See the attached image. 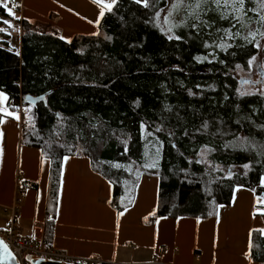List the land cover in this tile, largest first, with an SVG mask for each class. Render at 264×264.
Listing matches in <instances>:
<instances>
[{
  "label": "trees",
  "instance_id": "16d2710c",
  "mask_svg": "<svg viewBox=\"0 0 264 264\" xmlns=\"http://www.w3.org/2000/svg\"><path fill=\"white\" fill-rule=\"evenodd\" d=\"M148 3L118 0L95 36L76 35L68 43L56 25L22 19L19 55L8 42L0 43V91L10 109L16 111L26 96L45 95L36 104L24 103L23 109L31 106L34 126L23 114L21 143L50 161L47 249L53 247L65 155L88 158L92 170L111 181L109 205L117 213L133 206L144 178H158V206L145 225L161 217H215L219 207L231 204L238 185L264 195V155L251 147L264 146V95H241L234 75L256 50L237 37L226 52L215 49L213 59L203 42L212 44L222 35L214 28H229L228 21L217 19L214 28L202 31L182 29L180 40H170L153 21L167 0ZM0 17L11 19L2 7ZM257 27L251 23L241 36ZM205 55L208 60L195 59ZM244 138L248 151L239 146ZM205 145L214 151L200 155ZM152 162L156 167H144ZM27 188L38 185L25 182L20 191ZM251 255L253 263H264V235L258 231Z\"/></svg>",
  "mask_w": 264,
  "mask_h": 264
},
{
  "label": "crops",
  "instance_id": "0c3cea01",
  "mask_svg": "<svg viewBox=\"0 0 264 264\" xmlns=\"http://www.w3.org/2000/svg\"><path fill=\"white\" fill-rule=\"evenodd\" d=\"M24 2V7H19V20L52 23L68 43L76 35H97L109 11L105 10L104 16L99 17L100 6L93 0ZM5 106L11 110L8 100ZM4 120L0 124L3 133L0 138L3 149L0 155V230H6L12 220L11 209L16 202L19 180L22 186L25 182L37 183L39 190L43 187L47 191L43 207L39 201L31 204L25 200L14 220L19 236L32 239L34 223L46 221L50 161L39 149L21 143L23 121L7 116ZM80 170H83L82 180ZM100 177L87 158L76 156L63 160L52 249L78 258H95L104 264H264L253 263L245 256L250 240L252 244L254 231L250 237V230L264 229V213L256 211L253 215L254 210L259 209L256 190L245 187L237 190L236 187L231 204L219 207L212 218L161 217L154 225H145L143 219L158 206L159 179L153 182L156 191L152 188L150 197L142 199L146 204L143 211L135 209L138 193L140 195L144 189L142 181L133 206L115 214L117 212L109 205L113 186Z\"/></svg>",
  "mask_w": 264,
  "mask_h": 264
},
{
  "label": "snow or ice",
  "instance_id": "6c2138e0",
  "mask_svg": "<svg viewBox=\"0 0 264 264\" xmlns=\"http://www.w3.org/2000/svg\"><path fill=\"white\" fill-rule=\"evenodd\" d=\"M94 3L98 4L100 6V12L99 17H103L105 14V10H111L113 4H115V0H111L110 3H107L106 0H93ZM137 4H143L144 7H149L148 0H136ZM246 3H252L255 4V7L247 8ZM0 7L5 9L7 15L13 19H18V17L15 16V13L13 11V5L12 7H9V4L4 2L0 3ZM181 7H183L186 10L187 17L191 18L194 22L191 24L188 23V20L186 19L183 21V26L185 27H191L192 29H196L197 31H202L204 28H214L215 21L214 20H205L202 18V14H206L207 12H215L218 14L219 20L222 21H228L230 24L229 28H223V27H215L214 31L216 33H222V35L217 36L216 40H213L212 44H209L207 41L203 42V47L205 49L212 48L213 52L209 53V55L212 56L213 59H215L214 50L219 49L221 51H227L229 48L232 47V44L229 43V41H235L237 37H240L245 41L246 44L252 45L254 50H256L257 54H264V0H191V2L185 4L184 0H173L171 8L168 10V14L165 16V23L170 24V26L165 29L161 27V31L165 32L166 35H168V39H176L180 40L182 37L175 35V34H168L172 32V29L174 27H179L180 25L171 24L169 18L173 15V12L178 11ZM163 9H160L156 12V17L159 18L160 12H162ZM249 12L256 13L255 18L252 16H249ZM233 21L235 23H233ZM256 23L258 27L256 29H249L247 31V35L241 36V30L248 28V26L251 23ZM97 25L99 24V18L95 22ZM237 25L240 27L237 28ZM15 27V25L12 23L11 19H2L0 18V33H4L5 35H11L9 29ZM235 29V31H233ZM95 34V33H94ZM208 35L211 37L212 33H208ZM61 39H65V37H61ZM217 40L219 42H217ZM70 42V41H69ZM19 55V53H17ZM196 60H208V55H205L203 57L197 56L195 57ZM257 61V55H251L250 58L247 60V65L251 67L254 62ZM211 62V61H209ZM223 63V61H221ZM262 68H264V65H261ZM237 68H240V65H237ZM245 83H257V81H245ZM237 91H240L239 89ZM244 93L241 92V95ZM261 95H264V91L260 92ZM8 100L7 94L0 91V113H3V116H0V124H3L5 122L4 117H12L19 121L20 116L18 112L9 110L8 107L5 106V102ZM31 103V101H29ZM27 111V110H26ZM29 126H34L32 124V118L29 117ZM143 127V125H142ZM204 127L207 128V123L204 124ZM160 129H157L159 131ZM3 133L0 131V138H2ZM241 139V138H237ZM249 142L246 138H244L241 143L240 147L248 151L249 148L245 147L246 144ZM126 144V142H125ZM230 145H225V147H229ZM252 148H260L261 150L257 153L258 155H264V146L251 144ZM214 151V149L209 148L207 145L204 146V150L200 153V155H204V151ZM3 149L0 147V155H2ZM159 154V149H157V155ZM64 161H67L69 157L65 155L63 157ZM114 167H121V165H113ZM145 168L148 167H156V163L152 162L150 164H145ZM244 169H249L250 165L248 163H245L242 165ZM131 171V168L128 169ZM137 173L139 174V171L137 169ZM228 177L230 178L233 173L229 171L227 173ZM111 183V181H109ZM260 185L264 186V176L260 178ZM241 186H237V190ZM251 191L255 192V189H251ZM256 202L260 204H264V195L258 196L256 198ZM256 211H260L264 213V209H255L253 212V215H255ZM211 214V213H210ZM252 231H258L262 235H264V229H252L249 232V236L251 237ZM251 240L249 241V251L245 253V256L251 261L253 259L251 255ZM0 259H15L13 254L10 252L9 247L6 243H4L2 240H0ZM30 259V258H25Z\"/></svg>",
  "mask_w": 264,
  "mask_h": 264
},
{
  "label": "rangeland",
  "instance_id": "374dc122",
  "mask_svg": "<svg viewBox=\"0 0 264 264\" xmlns=\"http://www.w3.org/2000/svg\"><path fill=\"white\" fill-rule=\"evenodd\" d=\"M134 1H136V0H134ZM4 2L8 3L9 7H12L13 5H15V7H13V11L15 13V16L18 17V19L11 18L12 23L15 25V27H13L14 31L11 32V37H6L2 33H0V43L8 42L11 45L12 49L16 53H20V50H21V42H20V35H19L20 30H18L20 26L18 25L17 21L20 19L19 7H21V8L24 7L25 2H24V0H0V3H4ZM189 2H191V0H184L185 4H187ZM172 3H173V0H167L166 5L162 8H160V9H163V11L160 12L159 18L156 17V15H155L156 13L154 14V18H153L154 25L166 37H168V35H166L165 32L161 31L160 29H161V27L167 29L170 26V24L165 23L164 18L168 14V10H169V8H171ZM160 9H158L157 11H159ZM202 18L205 20H214L215 24H216L217 19H219L218 14L215 12H211V11L207 12L206 14H202ZM186 19L188 20L189 24L194 22L191 18L187 17L186 10L183 7H181L178 11L173 12V15L169 18V20H170L171 24H176V25H180V26L174 27L172 29V32L168 33V34L178 35L182 29L196 30V29H192L191 27L183 26L182 22L185 21ZM263 43H264V41H263ZM261 65H264V57L262 54H258L257 55V61L254 62L251 67H249L247 65L245 67H240V68H237L235 70L234 75L237 78V80L238 81L242 80V82L239 84L240 92H243L244 94H247V95H252V94H260L261 91H264V76L261 77V72L264 74V68H262ZM245 81H257V83H255V84L245 83ZM30 110H31V106H29V105L25 106L23 109V111H24L23 113L27 115L26 116L27 123H29L28 118L30 117V113H29ZM80 157L86 158V157H82V156H80ZM87 160H88V158H87ZM80 169H83V167H81ZM79 174H81L80 179L82 180L83 170H80ZM61 178H62V172H61ZM20 181L21 180H19L18 191H17L16 197H15V199L17 201L18 210L20 211L21 206L25 202V200H28V202H30L31 204H34V202L39 201L40 206L43 207L44 199L46 202L47 191L45 192L43 187L42 188L40 187V190L38 189L37 191H33V190L20 191L19 188L22 186ZM156 181L157 180L155 178L154 179L153 178H144L143 179L144 189H143V191L140 192V195L138 193L137 206L135 207V209L137 208L138 212H139V209H141L143 211L146 208V204H144L142 199L143 198L146 199V197H150V196H148V194L152 188H154V191H156V189H157L155 187L156 185L153 184V182H156ZM108 184H110V183H108ZM111 188H112V186H111ZM13 197L14 196H12V198ZM139 198H141L140 199L141 201L139 200ZM58 201H59V199H58ZM259 209H264V204L259 203ZM115 214H118V213H115ZM55 224H56V217H55ZM61 251H63V250H61Z\"/></svg>",
  "mask_w": 264,
  "mask_h": 264
},
{
  "label": "built area",
  "instance_id": "2783aa9c",
  "mask_svg": "<svg viewBox=\"0 0 264 264\" xmlns=\"http://www.w3.org/2000/svg\"><path fill=\"white\" fill-rule=\"evenodd\" d=\"M24 103L25 99H22L16 110L20 116L21 122L23 121ZM11 211L12 221L6 230H0V237L8 245L20 264H32L33 259H44L63 264H104L95 258H78L59 250L45 248L44 239L46 226L42 222L34 223L32 239L20 237L14 225V220L18 212L17 201ZM26 257L30 259H25Z\"/></svg>",
  "mask_w": 264,
  "mask_h": 264
},
{
  "label": "water",
  "instance_id": "95a60500",
  "mask_svg": "<svg viewBox=\"0 0 264 264\" xmlns=\"http://www.w3.org/2000/svg\"><path fill=\"white\" fill-rule=\"evenodd\" d=\"M263 76H264V74L261 72V77H263ZM240 82H242V80ZM44 99H45V95L39 96V97L26 96L25 102L28 104H36L37 102L42 101ZM29 101H31V103H29ZM0 240L3 241V239L1 237H0ZM9 250H10V248H9ZM10 252L12 253L11 250H10ZM13 256L15 257L14 254H13ZM0 264H20V263L17 260V258L15 257V259H0ZM32 264H63V263L55 262V261H48V260H44V259H33Z\"/></svg>",
  "mask_w": 264,
  "mask_h": 264
}]
</instances>
